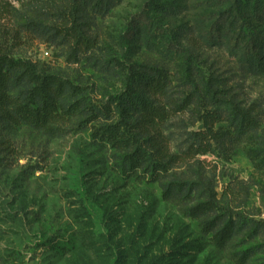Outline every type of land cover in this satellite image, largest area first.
Masks as SVG:
<instances>
[{"label": "rangeland", "instance_id": "obj_1", "mask_svg": "<svg viewBox=\"0 0 264 264\" xmlns=\"http://www.w3.org/2000/svg\"><path fill=\"white\" fill-rule=\"evenodd\" d=\"M149 2H119L94 27L98 48L89 57L97 61L71 64L65 50L23 33L21 19L3 12L6 4L23 12L15 0H0V49L85 88L94 105L108 104V97L124 88L122 72L104 70L116 59L126 66L165 70L179 103L195 85L201 90L211 77L220 79L260 127L252 137L227 143L224 151L216 148V154L179 163L173 173L203 182L197 202L214 188L220 213L264 226V72L249 71L234 42L208 44L204 36L234 0H155L158 9ZM133 28H146L142 42L158 31L156 46L131 43L127 33ZM168 38L173 39L172 51H167ZM185 64L192 65L190 74ZM158 103L169 110L161 133L172 155L188 148L191 133L205 130L200 119L206 105L208 111L228 113V103L209 106L205 98L180 112L166 100ZM103 123L82 128L73 119L60 126V136H48L0 114V264H236L232 254L251 248L256 255L248 264H264L261 227L256 234L244 232L221 251L201 221L163 201L158 184L126 182L114 169L115 152L91 137ZM221 126L228 130L226 124L215 129Z\"/></svg>", "mask_w": 264, "mask_h": 264}, {"label": "trees", "instance_id": "obj_2", "mask_svg": "<svg viewBox=\"0 0 264 264\" xmlns=\"http://www.w3.org/2000/svg\"><path fill=\"white\" fill-rule=\"evenodd\" d=\"M15 1L23 8V12L7 4L3 12H13L21 19L19 26L23 33L65 50L69 63L81 64L97 61L95 57V60L89 57L98 48L94 27L99 19L108 17L122 0ZM149 5L155 9L161 6L155 0H150ZM262 28L264 0H234L232 9L204 36L208 44L234 42V49L240 52L241 61L248 70L261 74L264 72ZM145 31L146 28H133V32L127 33L132 36L129 40L134 44L144 43L155 47L158 31L142 42ZM124 38L123 35V43ZM172 40L168 38L167 51H172ZM103 65L106 67L107 64ZM185 67L187 74H190L188 71L192 70V65L185 64ZM104 70L122 72L124 88L115 96L108 97V104L94 105L85 88H79L47 71L40 63L16 59L7 50L0 49L1 117L48 136H60L63 133L60 126L69 120L76 119L82 128L104 122L94 127L91 137L99 146L115 152L114 169L126 182L158 184L163 201L182 208L185 217L201 221L203 232L218 250H227L233 239L244 235V232L248 234L251 231V235L256 234L259 227L264 230V226L247 222L237 214L220 213L218 194L214 188H208L205 199L197 202L196 196L201 193L203 182L200 179H179L173 173L181 162L216 154V148L224 151L227 143L240 141L258 131L259 120L241 106L221 80L211 77L201 90L195 85L191 94L179 103L180 99L173 97L169 76L163 69L126 66L116 59L114 66ZM201 98H205L209 106L228 103V113L208 111L206 105L205 114L200 119L205 130L191 133L188 148L179 155H172L161 133L167 123L169 110L158 102L166 100L171 109L180 112ZM185 103H188L187 108L184 107ZM216 124H226L228 130L222 126L216 130ZM255 255V249L251 248L233 253L232 259L236 264H248Z\"/></svg>", "mask_w": 264, "mask_h": 264}]
</instances>
